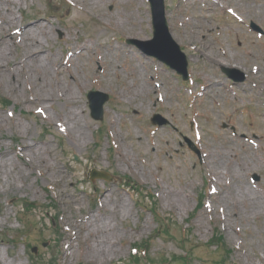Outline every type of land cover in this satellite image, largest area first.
Listing matches in <instances>:
<instances>
[{"label": "rangeland", "instance_id": "obj_1", "mask_svg": "<svg viewBox=\"0 0 264 264\" xmlns=\"http://www.w3.org/2000/svg\"><path fill=\"white\" fill-rule=\"evenodd\" d=\"M66 1L70 4L13 0L18 23L32 25L39 20L44 24L47 37L38 38L48 53L58 55L55 64L64 68L58 73L55 64L49 67L56 79V94L73 76L80 87L73 85L72 97L58 96L52 104L42 103L35 100L37 93L28 71L22 85L15 88L8 87L0 76V95L10 100L8 106L0 104V152L6 153L0 160L8 168V176L0 180V234H8L7 242L0 241V259H15L17 264H50L53 257L55 264L127 262L130 247L153 235L157 223L124 184L126 175L156 196V210L176 223L174 237L180 238V227H184L192 245H200L191 264H213L219 258L215 246H206L216 230L232 249L230 263L264 264V209L246 220L228 217L221 196L227 198L236 182L223 176L217 183L219 192L210 193L212 180L207 170L211 161L205 159L201 166L187 142H194L195 133L198 149H254L259 167L239 180L254 186L264 198V123L257 125L258 118L264 119V27L250 20L251 12L264 6V0H238L242 22L212 0H164L168 17L176 22L175 26L168 23L170 33L188 60V89H183L187 82L174 70L125 42L130 37H152L147 0H142L139 8L145 19L141 25L136 23L133 32L125 15L137 9L134 2ZM51 4L59 8L55 13H50ZM4 6L0 0V13ZM247 21L258 31L250 30ZM198 25L204 31L194 29ZM204 33L206 40L202 39ZM260 40V47L251 43ZM83 44L87 49L78 52ZM11 49L18 59L20 45L15 43ZM206 49L214 51L217 58L223 50L226 59L250 60L260 71L249 73L243 65L242 69L233 67L244 73V80L232 82L222 66L205 56ZM68 51H72L69 63L65 62ZM141 75L149 91L144 94L139 90L142 94L135 95ZM203 76L221 87L212 85L202 94ZM94 89L109 95L101 120L90 115L86 94ZM65 111H75L85 139L76 140ZM156 113L165 119L164 124L151 122ZM242 133L249 139L259 137L258 147L248 144ZM26 142L41 162L25 151ZM92 168L109 171L113 179L93 182L88 177ZM24 200L35 207L21 214ZM91 219V235L96 226L108 230L105 245L109 249L104 256L94 255L84 245ZM21 233H26L25 240ZM72 235L79 239H71ZM178 238L154 236L151 255L181 253ZM92 241L88 236L85 244ZM27 243L37 247L36 253L28 251Z\"/></svg>", "mask_w": 264, "mask_h": 264}, {"label": "bare ground", "instance_id": "obj_2", "mask_svg": "<svg viewBox=\"0 0 264 264\" xmlns=\"http://www.w3.org/2000/svg\"><path fill=\"white\" fill-rule=\"evenodd\" d=\"M128 1L134 2L137 7V9L135 8L125 15L126 23L130 26V31L133 32L136 28V23L138 22L141 25L143 19L145 18L142 16L144 12L139 10L142 5V0ZM216 3H219L220 6L221 3H224V8L231 6L234 10H241L238 0L234 3H230L226 0H218ZM3 4H5V6L3 11L0 13V76L6 79L8 87L15 88L17 86H21L27 75L26 71H28L30 73V79L33 81L34 89L37 93L35 98L36 101H40L42 103L48 102L52 104L58 96L65 99L66 97H72L73 85L80 87L79 80L76 76L68 79L67 86L61 85L62 90H58L57 94L55 92L54 82L56 79H52L51 74L49 73V67L57 62L58 55L48 53L43 42L40 38H38V35L42 36L44 39L47 37L44 31V24L39 20L34 22L32 25L18 23L13 12V0H3ZM240 19H242L241 16ZM250 19H252L259 27H264V6L259 5L256 10L252 11ZM109 20H113V18L110 17ZM172 20V16L168 18V22L175 26L176 22L174 21L173 23ZM194 29L204 31V28L201 25L196 26ZM191 36L194 38L195 35ZM202 39L206 40L205 33L202 34ZM15 43H18L21 48V56L18 59H14V55H12L11 47L14 46ZM251 43L255 47H260L263 45V40ZM86 49V44H83L78 52H82ZM215 54L216 53L211 49H206L205 56L220 66L238 67L242 69L243 65L250 73H259L260 71L259 67H255L250 63V60L226 59L224 58L226 55L225 51H219L221 58H217V55ZM262 54H264V50H262ZM70 55L71 53L69 52L68 57L66 58L67 62L71 61ZM55 66L56 72H63L64 68L61 63H57ZM140 78L141 81L138 88H134L135 95L142 94L141 92H144L145 94L149 91V85L144 81V76L141 75ZM201 80L204 82V85L202 86L204 92L212 85H219L217 81L211 80L207 76L201 77ZM219 87H221V85H219ZM139 90L141 92H139ZM67 101L71 100L67 99ZM64 117L70 124V130L75 133L76 140L79 142V140L85 139L86 133L82 129V125L80 124V120L75 114V111H65ZM0 122H2V115H0ZM262 123H264V119H262ZM246 140L248 141L249 139ZM256 140H259V137H257ZM226 143L230 145L229 142ZM252 143L253 142L250 141L249 144L251 145ZM23 148L34 157L37 156L40 162L42 161V158L32 150V147L29 146L27 142L24 144ZM252 152H255L254 149L251 150L249 148L243 150L226 148L218 150L213 148L212 150H201L199 154L202 159V166L203 159L211 161L209 170L213 173L216 181L219 182L221 177L225 176L227 179L234 180L236 182V187L229 193L227 198H224L223 195L221 196V201H223L222 203L225 205L228 217L230 218L234 217L235 219L246 220L247 217L251 215L257 217V215H259V213L264 209V198L260 196L250 184L239 180L245 175H248L253 169L259 167V164L255 159L258 156L254 155ZM0 155L5 156L6 153L0 152ZM7 176V165L0 160V180L6 178ZM95 218L96 216H94V220L91 219L88 221L89 224L86 228L87 237L84 238L83 241L86 243L89 236V239H93L92 244L87 245L84 243V245L90 248V251H92L94 255L104 256L103 254L107 251L106 248L109 249L105 245L108 241V230H104V227L96 226L92 229L94 231V235H91L89 228L93 223L97 222ZM75 238L78 240L79 236H71V239ZM0 264H17V261L15 259L6 261L0 259Z\"/></svg>", "mask_w": 264, "mask_h": 264}, {"label": "water", "instance_id": "obj_3", "mask_svg": "<svg viewBox=\"0 0 264 264\" xmlns=\"http://www.w3.org/2000/svg\"><path fill=\"white\" fill-rule=\"evenodd\" d=\"M153 8V17H154V27H155V36L153 40L146 43H138V45L145 50L147 53L152 54L159 59L167 62L172 67L176 68L179 72L185 75L186 62L183 60V65L178 66L172 60L174 54L183 55L179 52V48L171 40L167 33V28L165 24V19L163 16V2L162 0H151ZM97 93H90L89 97ZM102 98L98 101L91 102V107L93 109V116L95 118H100L102 114V104L106 100V95L101 94Z\"/></svg>", "mask_w": 264, "mask_h": 264}]
</instances>
